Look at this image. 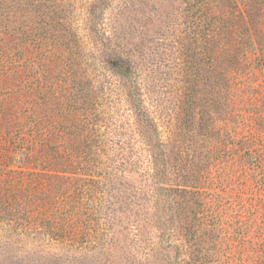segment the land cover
<instances>
[{
  "label": "trees",
  "instance_id": "1",
  "mask_svg": "<svg viewBox=\"0 0 264 264\" xmlns=\"http://www.w3.org/2000/svg\"><path fill=\"white\" fill-rule=\"evenodd\" d=\"M97 2L89 5L90 14L96 8L100 10L101 3ZM154 2L164 6L171 32L178 33L177 37L184 34L179 47V69L184 84L173 105L168 143L154 138L156 129L142 110L140 92L131 82L136 71L133 56L124 48L118 49L117 29L102 34L103 41H110L108 47L114 45L112 51L104 52L106 62L117 76L130 81L127 99L149 136L146 144L152 167L147 176L152 184V196L140 198L135 194H119L129 193L133 188L121 182L122 176L117 184L107 181L105 187L107 178L114 177L116 172L112 175L104 172L106 178L102 179V174L92 176L93 166L89 162L100 164L93 159L94 149H103L99 132L102 118L91 78L82 69L85 55L81 43L70 31L71 0H0V223L13 232L41 233L63 243L78 242V246H69L74 254L98 248L101 257L97 255L94 261L103 259L104 264H119L121 261L111 254L114 235L105 242L109 246L106 253L101 251L103 246H99V241L115 223L132 220L136 247H125L124 261H130L128 264L137 261L140 244L149 251L165 253L169 261L166 253L170 247L166 243L171 236L166 233L169 225L158 213V204L165 201L177 219V232L188 249L190 262L215 261L214 255L202 258L196 248L203 237L209 234L215 238L216 234L219 238L224 231L220 210L223 200L216 194L201 191L205 173L195 166H201L204 159L207 163L215 159L221 165L227 156V146L221 139L215 137L212 148L207 142V135L214 132L215 118L226 113L229 97L230 103L233 100L232 86L242 84L241 76L231 66L229 72L223 63L229 59L230 65L233 59L253 61L264 71V50L258 39L264 37V23L260 19L262 28L252 38L258 0H132L124 9L128 12L139 5L153 6ZM105 5L106 2L102 10ZM86 22L88 33L96 40V34L91 35L96 32V23L89 18ZM228 34L230 45L226 42ZM60 46L66 54L58 50ZM54 72L55 81L50 80ZM207 78L211 84H206ZM200 79L205 81L204 86L208 85L205 91L209 103L201 104L199 100L196 84ZM233 111L230 105V123H240L242 120L235 118ZM239 141L232 138L230 130V173L235 165L246 166L244 161L249 167H258L262 160L261 151L249 148L242 152L244 161L235 158L243 149ZM113 163H116L114 156L110 165ZM14 164L16 169L12 168ZM111 170L117 171V167ZM169 174L176 176L181 184L167 185ZM241 175H248V171ZM100 218L102 225L98 223ZM235 223H239L235 235L239 242L246 235L247 222L236 220ZM171 224L174 226L173 220ZM122 226L125 230L126 224ZM148 227H153L159 235L156 239L151 236L146 244ZM68 252L66 248L64 255L42 257L35 264H73Z\"/></svg>",
  "mask_w": 264,
  "mask_h": 264
},
{
  "label": "rangeland",
  "instance_id": "2",
  "mask_svg": "<svg viewBox=\"0 0 264 264\" xmlns=\"http://www.w3.org/2000/svg\"><path fill=\"white\" fill-rule=\"evenodd\" d=\"M97 1L101 3L100 10L96 8V11L90 14L88 7L91 6L89 5L98 3ZM105 2L106 5L102 10ZM130 2L132 0H71L73 6L71 5L72 14L69 15L71 19L70 31L81 43L82 52L85 55L82 69L91 78V85L97 96L98 114L102 118L99 123V132L103 149H94L96 155L92 154L93 159L100 164L89 162L93 166L92 176L102 174V179L106 178L103 175L104 172H110V175L116 172L114 177L107 178L109 180H106L105 187L108 186L107 181L117 184L118 177L122 176L121 182L133 188L129 193L119 192L120 195L135 194L136 197L145 196L146 198L151 195L152 186L147 176L151 173L152 167L148 151L150 148L146 144L149 138L145 133L147 128L144 127L142 121H138L132 104L127 99L126 92L130 87V81L117 76L106 62L104 52L112 51L114 45L108 47L110 41H103L102 34H109L115 27L117 29L115 38L120 44L118 49L124 48L125 52L129 51L133 56L136 71L131 82L140 92L142 110L145 111L156 129L154 138L156 137L163 144L169 141L168 136L170 128H172L169 122H172L171 118L174 116L173 105L184 84L183 73L179 69V47L184 34L177 37L178 33L171 32L169 18L165 16L162 4L154 2L153 6L139 5L125 12L124 6ZM254 12L256 24L252 29V38H256L262 28L259 26L260 19L264 23V0H258ZM86 18L96 23V32L91 34H96V40H92V36L88 33ZM97 37L101 38L103 42ZM258 39L261 40L264 50V37L259 36ZM226 42L230 45V34H228ZM60 47L58 50L66 54V50L62 46ZM251 58L250 55L249 60ZM248 62H239L233 59L230 65L229 59L223 63L225 67L228 66L229 72L231 66V70L241 76L242 80V84L232 86L231 91L234 93L232 102L230 103L229 97L226 113L223 112L217 116V119L215 118V128L212 130L214 132L207 135V142L211 144L210 148L214 145L215 137L221 139L227 146V156L224 158L223 164L219 165L215 159L207 163L208 161L205 162L204 159L201 166H195V169L205 173L201 191L216 194L219 200H223L220 210L223 212L222 217L225 223L221 224L224 231L220 235H225V237L222 239V236L219 235V238H216V234H214L215 238H213L208 234L203 237L196 248L202 258L214 255L215 261L212 259L206 264H264V71L260 70L256 62ZM77 68L81 70V68ZM54 75L55 72L51 75L50 80L55 81ZM209 75V73L206 74L207 77ZM228 75L230 76V73ZM24 78L29 79L25 74ZM184 79L186 80V77ZM205 81L206 84L209 82L211 84L208 78ZM205 81L200 79L196 84L201 104L204 101L209 103V96L205 91L208 85L204 86L206 85ZM53 84L56 85V83ZM230 105L234 107L235 118L242 120L240 123H230ZM239 115L243 118H240ZM230 130L232 138L233 136L235 139L238 138L239 144L243 145L242 151L238 152L235 158H242L244 161L242 152H245L246 148L261 151L262 160L258 167H249L247 161H244L246 166L235 165L234 171L230 173ZM75 143L77 150L78 144L76 141ZM172 150L175 155V148ZM252 155L255 156V154ZM113 156L116 158V163L110 165ZM186 165L190 167L188 162ZM16 166L17 164H14L12 168L16 169ZM112 167H117V171L111 170ZM243 171H248V175H241ZM97 179L101 180L100 177ZM165 183L167 185L181 184L176 176L170 174ZM151 201L152 199H150V209ZM158 205L160 206L158 213H161L162 218L169 225L166 233L171 234L169 242L166 241L167 244H170V247L166 249L169 261L166 260L165 253L158 254L149 251L148 247H143L144 244H140L139 253L141 255L135 256L137 261L133 264H183V261L190 262L188 249L183 244V238L177 232L175 223L177 219L174 213L171 212L165 201H161ZM117 216L122 217V215ZM171 220L174 221V226H172ZM236 220L247 222L246 235L239 242L235 237L239 228V223H235ZM123 222L115 223L110 227L109 232H104V239L99 241V246L102 244L101 251L106 253L105 250L109 246L105 242L114 235L111 254L113 253L121 261L119 264H128L130 261H124L127 257L126 253H122L126 246H135L132 237L134 223L132 220ZM98 223L102 225L104 222L100 218ZM125 224L126 228L122 230V225ZM147 231L146 244L150 243L151 236H155L156 239L159 235L153 227H148ZM96 241L92 243L94 244ZM72 245L80 244L78 242L63 243V241L55 240L41 233H15L11 228L0 223V264H19L20 260L28 264H35L37 261L41 262L42 257L64 255L66 248L69 249L67 256L71 254L73 257V264H104L103 259L101 262L94 261L99 255L98 248L90 251L87 248V250L74 254V252H70L69 248ZM26 254L29 255L24 256ZM128 258L133 259L132 257ZM190 263L194 264V261Z\"/></svg>",
  "mask_w": 264,
  "mask_h": 264
}]
</instances>
